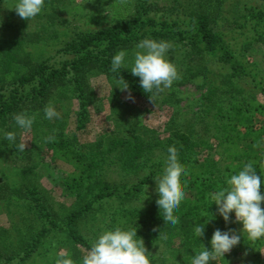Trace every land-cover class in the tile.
Listing matches in <instances>:
<instances>
[{
    "label": "trees",
    "instance_id": "1",
    "mask_svg": "<svg viewBox=\"0 0 264 264\" xmlns=\"http://www.w3.org/2000/svg\"><path fill=\"white\" fill-rule=\"evenodd\" d=\"M4 1L0 0V14ZM62 1L57 0L59 3ZM188 1L189 4L186 8L184 7V0H171L169 4L171 6L161 9L162 7L160 8L157 3L140 0L137 17L94 32L76 34L60 50L61 54L69 55L72 58L58 65H48L46 61L38 64L33 61L30 53L20 47L24 43L38 44L42 42L44 30L27 31L26 23L20 27H14V30L0 29V51L5 53L3 66L8 70L10 65H16L28 71L24 76L14 79L9 84L7 91L4 86L0 87V145L4 144V140L7 142L4 138L5 133L15 132L17 141L15 144L11 143V146L16 153L24 155L25 153L17 147L20 143L22 130L15 125L12 117L20 112H25L31 116L39 112V117L42 120L39 119L40 123L45 122L47 119L43 109L49 103L52 104V101L57 105V108L63 110L64 103L69 100L72 101V98L76 97L79 102L77 128L84 129L89 118L88 108L94 104V94L90 85V79L94 75L107 77L111 84V96L117 97L109 108L111 117L119 104L121 111L118 115L123 119V107L127 110H132V107L124 105L119 99V94L124 91L115 87L113 76L116 74L110 72L111 60L120 50L129 52L134 49L142 39L165 40L175 43V46H182V49L187 44L192 49L203 52L205 56H213L219 63L230 65L231 73L223 78L218 85H212L204 97V110L201 114L197 113L191 117L189 123L205 124L204 129L207 135L212 134V139L215 140L214 146L221 148L218 159L211 152L214 147L206 139H202L200 133L180 124L185 114L182 112L183 109L179 107L182 98L180 99L177 92L171 97L167 96V98L162 99L164 105H170L174 110V114L165 128V132L168 134L167 139L161 135L157 136L150 127L141 128L137 124L135 141L120 139L119 133L114 132L113 136L89 145L91 151L108 146L110 150L108 153L113 154L111 163L115 166L120 165L124 171H135V174H139L140 170L148 172L122 197L128 200L141 199L144 189L153 185L155 175L162 173L168 147L175 146L178 150L179 162L187 170V175L181 178V186L186 197L175 213L179 217V223L174 227L164 225L160 210L154 201L153 207H147L146 210L138 213L129 209L122 211L123 227L136 228L138 237L142 238L144 242H153L158 237L170 235L172 238L182 240V245H195L201 249L203 246L211 248L210 236L215 231L214 227L216 225L220 227L224 223L216 206L212 205L208 194L224 184L226 173L238 171L249 161L255 162L257 170L264 173V166H262L264 165V120H261V118L264 119V104H245L244 99H239L237 94H240V90L236 79L240 77V79H252V84L259 85L257 86L258 91L263 95V99L264 84L258 69L254 65L246 66L244 62L236 59L237 54L241 55L237 50L225 49L231 43L229 40H237V36L241 38L246 33L253 37L247 38L243 46L240 47L239 51L242 54L252 50L257 45H264V0H248V3L243 6L236 3L229 5V0ZM182 9L186 11L190 18L189 21L169 20L166 17L160 19L158 15L161 11H164L163 15H165L178 13ZM10 15L14 14L10 13ZM49 16V18L55 19L54 15ZM0 19L2 20L1 15ZM6 24L2 23L4 26H7ZM185 41L187 43L184 44ZM188 72H192V70L188 69ZM198 73H192V76H196ZM120 78L128 82L129 90L127 92H131L134 100L139 101L140 104H146L148 107L156 108L160 97L164 94L163 91L145 93L140 86L139 78L133 76L126 68L120 70L117 79ZM221 95L225 98L223 99ZM217 97L218 101H216ZM137 122L139 123L141 120ZM260 123H262L261 126ZM53 124L56 125L54 127L60 129H58L60 133L47 134V136H55L54 142H48L49 147L56 150H67L70 142H68V137L64 135L65 123L54 122ZM34 126H36V120ZM52 129L54 128L52 127ZM194 133H197L196 139ZM247 140L251 142L249 148L239 145V143ZM157 153H160L159 157H157ZM90 156L86 153L79 155L85 159ZM89 161L91 160L84 161V172L86 173V180L93 181L98 169L103 170L105 168V163L104 159L100 162ZM65 184L66 195L77 194L81 196L85 191V184L82 179H72ZM91 186L88 187V193L93 188ZM103 189L110 190L107 186H104ZM17 194L18 199H22L20 204L25 208L23 210H26L29 222L27 234L24 236V238H28L23 250L24 253L17 256L21 263L32 259L41 245L46 244L45 239L54 233L57 236H69L72 245L68 255L72 257L75 264H81L80 249L74 244L82 245L86 249H89L91 244L78 230V220L90 212L97 199L101 200L106 196H112L108 193L97 195L95 197L97 199L88 205H84V207L81 206L78 210H73L64 220L57 223L53 219L55 213L52 210V205L45 195H40L37 188L26 187L24 191L18 190ZM261 194L264 195V180H262ZM6 195H8L7 190L1 184L0 202L6 198ZM212 215L214 219L206 225L204 238L196 239L193 226L204 224L205 219H211ZM232 220H235L234 213ZM231 224L232 229L236 231L242 228L239 223L233 222ZM205 238L206 240H204ZM203 241H205L204 245H202ZM255 241L248 243L245 250L254 249L260 254V249L253 247ZM180 254L179 251H171L169 260H180ZM17 257L7 256L4 250H0V264H5L3 263L5 258L8 264ZM36 257L46 259L48 255L45 253ZM34 260L36 259L34 258ZM151 264H156V261L151 259Z\"/></svg>",
    "mask_w": 264,
    "mask_h": 264
},
{
    "label": "rangeland",
    "instance_id": "2",
    "mask_svg": "<svg viewBox=\"0 0 264 264\" xmlns=\"http://www.w3.org/2000/svg\"><path fill=\"white\" fill-rule=\"evenodd\" d=\"M139 1L63 0L59 3L57 0H45L43 12L31 20H27L16 14L13 9L15 0H5L0 14L2 18V20L0 19V29L5 31L14 30V27L17 28L26 23L27 31L44 30L45 34L42 42L38 44L24 43L20 47L24 48L27 53H30L33 61L38 64L46 61L48 65H58L72 58L69 55L61 54L60 50L76 34L94 32L137 17L139 15ZM145 1L157 3L160 8L162 7L161 9L171 6L169 5L171 0ZM234 3L243 6L248 3V0L228 1L229 5H233ZM188 4L189 1L184 0L185 8ZM163 12L161 11L158 14L160 19L166 17L169 20H190L184 9L174 14L168 13L163 15ZM10 13L14 15H10ZM49 15H54L55 19L49 18ZM2 23H7V26L2 25ZM221 33L224 32L221 31ZM250 35L246 33L241 38L237 36V40H229V43H231L225 49L229 51L237 50L241 55L237 54L236 59L244 62L246 66L254 65L258 69L260 78L264 84V45H257L252 50L243 54L239 51L246 39L253 37ZM239 38L240 40H238ZM171 45L172 47L169 49L167 56L175 64L179 78L174 81L170 88L163 91L164 94L160 97L156 108L140 104L137 100L128 99L131 92L124 91L119 94V99L124 105L132 107V110H127L123 107L124 116L122 119L118 115L121 111V107L118 104L117 109H115L111 117L109 108L111 107V103L115 101L116 96H111V84L107 77L94 75L90 79V85L94 94V104L88 108L89 118L84 129L77 128L79 102L76 97H73L72 101L69 100L64 103L63 110L57 108V105L52 101V105L55 106L60 114L58 119H47V121L45 120V122L40 123L39 112L32 115L35 117L36 126L33 125L30 132L25 133L22 131L20 136V142H26V148L23 151L24 155L16 153L9 141L5 142L4 140V144L0 145V185H4L8 193L5 196L6 198L0 202V250H4L7 256L17 257L18 255H22L26 247V240H28V238H24L29 227L28 215L26 210H23L25 208L20 204L22 203V199H18L19 196L17 194L18 190L24 191L26 187L30 189L37 188L40 191V195H45L48 198L55 213L53 219L57 223L64 220L73 210H78L81 206L84 207V205H88L94 199H97L95 198L97 195L111 194L112 196H106L104 199H97L90 212L78 220V230L90 244L94 242L104 229L114 228L115 226L123 227L124 219L122 218V211L129 209L138 213L146 210L147 207H153L154 201L159 198L156 194L155 180L153 181V185L144 189L141 199L128 200L122 198L148 172L140 170L139 174H135V171H124L120 165L115 166L111 163L113 154L108 153L110 151L108 146L91 151L89 145L95 144L103 138L113 136L114 132L119 133L120 139L135 141L134 138L137 136L136 129L138 126L141 128L148 126L151 131L156 132L157 136L161 135V137L167 139L168 134H166L165 128L168 121L172 118L174 110L170 105H164L162 99L167 98V96H173V94H176L175 92L178 93L180 99L182 98L179 107L183 109L182 112L185 114L180 124L200 133L202 139H206L214 147V150L211 152L218 159L221 148L214 146L215 140L212 139V134L210 136L207 135L204 129L205 124H197L196 122L190 124L189 122L195 114H201L204 110V97L208 94L212 85H218L223 78L231 73V67L230 65L219 63L213 56H205L203 52L192 49L187 44L183 49L180 45L175 46V43H171ZM135 51L136 47L127 52L128 64L126 69L129 71L131 70V61ZM4 61L5 53L4 51H0V87L4 86L7 91V88L10 86L9 84L14 79L24 76L28 71L16 65H10L8 70H6L3 66ZM188 69H191L192 72H188ZM192 73L198 74L192 76ZM240 78L236 79L240 90V94H237L239 99H244L245 104L255 103L263 105V95L258 91L257 87L259 85L256 86V83L252 84V79L250 78ZM218 97L216 101H218ZM221 97L223 98L222 95ZM138 120H141V122L138 123ZM261 120L264 119L261 118ZM54 122H62L66 125L64 135L68 137V142H70L67 150L51 149L46 141L48 133L54 135L55 133H60V129L54 127L56 126L53 124ZM259 125L261 126L262 123ZM115 136H118V134H115ZM194 138H197V133H194ZM239 145L249 148L251 142L247 140L246 142L239 143ZM83 153L91 156L88 159L79 157ZM159 154L157 153V157H159ZM103 159L105 168L103 170L98 169L93 181L86 180L84 161L100 162ZM72 179H82L85 184V191L81 196L77 194H65V183L70 180L72 181ZM90 186L93 188L88 193V187ZM104 186H107L110 190L103 189ZM115 188L118 189L116 190ZM151 200L152 202H150ZM218 228L222 231H228L232 229V224L226 225L224 222L220 227L216 225L214 230ZM213 233L210 238H212ZM237 233H240V230ZM200 238L196 237V239ZM203 238L204 236L201 239ZM45 240L46 244L41 245L39 251L37 250L34 256H32V259L21 263L20 258L17 257L8 264H54V259L58 252L63 250L68 254V251L71 250L72 240L68 235L62 237L61 235L57 236V234L51 233ZM49 241L51 242L49 243ZM204 242H202V245H204ZM250 242L246 236L244 237L241 234V241L238 246L226 254L224 259L210 262V264H264V238L258 239L253 243L255 249H260V254L254 249L245 250V247ZM144 244L148 252L152 254L151 259L155 260L156 264H191L192 256L202 250V248L200 249L195 245H182V240L172 238L170 235L158 237L155 241H147ZM74 245L79 247L80 257L86 254L88 249L82 245ZM208 249L211 250V248ZM171 251H179L181 253L180 260H169V253ZM43 252L48 255V258L41 259L36 257L37 255L41 256L45 254ZM6 260L5 258L3 263L7 264Z\"/></svg>",
    "mask_w": 264,
    "mask_h": 264
},
{
    "label": "clouds",
    "instance_id": "3",
    "mask_svg": "<svg viewBox=\"0 0 264 264\" xmlns=\"http://www.w3.org/2000/svg\"><path fill=\"white\" fill-rule=\"evenodd\" d=\"M45 7V0H15L16 14L27 20L39 16ZM172 47L169 41L153 38L142 39L136 45V51L131 61V74L139 78L141 88L145 93L162 92L170 88L179 78L174 63L168 59V51ZM128 53L120 50L111 60L110 72L115 87L122 91L129 90V84L123 78L117 79L122 68L128 64ZM114 87V88H115ZM128 99L134 100L129 94ZM48 120L59 118L55 106L49 103L43 109ZM15 125L23 132H30L35 123V117L25 112L15 114ZM4 138L15 144L17 134L9 131ZM47 142H54L55 136L46 137ZM18 149L24 151L26 142H20ZM264 166V165H262ZM259 173V174H258ZM187 175V170L180 164L178 150L175 146L167 149L164 168L160 175H155L156 194L159 197L156 204L160 210L164 225L176 226L179 217L175 215L186 193L181 186V178ZM224 184L208 194L212 205H215L225 224L239 223L242 225L240 233L235 229L222 231L216 229L212 235L211 250L204 247L191 258V264H210L230 253L240 244L241 234L248 240L264 238V195L261 194L264 173L257 170L255 162H247L234 173H226ZM234 213L235 220H232ZM214 219H205L204 224L193 226L194 235L199 238L205 234L206 225ZM138 230L132 227L115 226L104 229L92 242L86 254L82 256L81 264H151L150 254L145 247L144 240L137 235ZM54 264H75L72 257L63 250L57 253Z\"/></svg>",
    "mask_w": 264,
    "mask_h": 264
}]
</instances>
